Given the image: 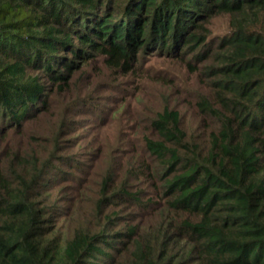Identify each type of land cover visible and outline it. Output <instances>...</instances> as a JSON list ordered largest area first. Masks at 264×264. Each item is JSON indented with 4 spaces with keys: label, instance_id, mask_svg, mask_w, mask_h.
I'll return each mask as SVG.
<instances>
[{
    "label": "trees",
    "instance_id": "16d2710c",
    "mask_svg": "<svg viewBox=\"0 0 264 264\" xmlns=\"http://www.w3.org/2000/svg\"><path fill=\"white\" fill-rule=\"evenodd\" d=\"M146 52L187 71L191 123L147 115L75 214L91 181L62 193L83 165L65 136L92 104L56 92ZM0 264H264V0H0Z\"/></svg>",
    "mask_w": 264,
    "mask_h": 264
},
{
    "label": "rangeland",
    "instance_id": "374dc122",
    "mask_svg": "<svg viewBox=\"0 0 264 264\" xmlns=\"http://www.w3.org/2000/svg\"><path fill=\"white\" fill-rule=\"evenodd\" d=\"M226 26L223 16L215 18L211 24L215 33L223 32ZM186 72L181 64L154 52L142 54L126 72L111 70L97 58L74 70L71 83L62 92H56L66 93V97L58 96L55 104L63 101L66 105L83 97L92 104L86 108L82 104L75 106L71 115L74 125L65 136L74 138L66 142L73 141V149L79 148L83 165L82 170L76 172V183L74 179L62 181V193L72 196L81 180L91 181L85 188L80 185L82 189L72 204L75 214H83L93 203L100 175L122 163L120 161L126 163L125 153L115 151L120 147L124 152L133 150L141 134L147 131V115L168 105L184 112L191 123L188 101L194 93L178 92L184 86L181 81L187 76ZM59 117L60 111L52 115L51 122L57 123Z\"/></svg>",
    "mask_w": 264,
    "mask_h": 264
}]
</instances>
